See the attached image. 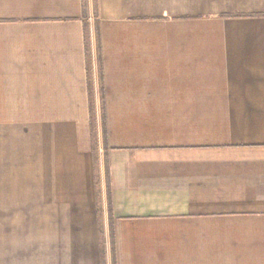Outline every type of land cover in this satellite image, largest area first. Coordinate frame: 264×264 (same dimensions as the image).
<instances>
[{
    "label": "crops",
    "instance_id": "obj_1",
    "mask_svg": "<svg viewBox=\"0 0 264 264\" xmlns=\"http://www.w3.org/2000/svg\"><path fill=\"white\" fill-rule=\"evenodd\" d=\"M0 264H264V0H0Z\"/></svg>",
    "mask_w": 264,
    "mask_h": 264
}]
</instances>
